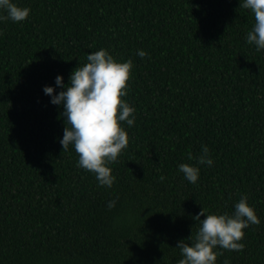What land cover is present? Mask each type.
I'll list each match as a JSON object with an SVG mask.
<instances>
[{
	"label": "trees",
	"instance_id": "1",
	"mask_svg": "<svg viewBox=\"0 0 264 264\" xmlns=\"http://www.w3.org/2000/svg\"><path fill=\"white\" fill-rule=\"evenodd\" d=\"M15 2L30 13L0 22V264H176L192 217L231 214L241 195L260 222L216 264H264V50L245 41L251 12L239 0ZM101 47L132 62L121 99L135 119L110 188L62 149V108L42 91ZM203 146L213 164L189 183L177 165Z\"/></svg>",
	"mask_w": 264,
	"mask_h": 264
},
{
	"label": "clouds",
	"instance_id": "2",
	"mask_svg": "<svg viewBox=\"0 0 264 264\" xmlns=\"http://www.w3.org/2000/svg\"><path fill=\"white\" fill-rule=\"evenodd\" d=\"M239 7L250 11L254 21L246 32L245 41L254 45L256 51L264 50V0H239ZM29 13V7L19 5L15 0H0V22H22ZM136 55L143 58L147 53L137 49ZM85 59V63L69 74L67 84L63 83L61 75L55 76L54 85L59 91L54 92V87L49 85L43 86L42 91L50 97L51 104L62 108L60 115L64 118V126L58 141L62 149L66 151L71 146L78 156L77 167L94 173L98 185L110 188L115 176L111 174L109 164L127 146L124 124L131 127L135 119L134 107L121 99L127 92L132 62L130 59L116 60L103 47L86 53ZM212 164L208 148L203 146L195 163L182 162L177 168L184 179L195 183L199 177L198 165ZM114 204V200H109L107 207ZM202 215L203 219L200 218ZM192 219L196 222V231L187 240H177L175 248L181 258L176 264H216L221 249L241 251L244 248L243 229L260 222L253 207L247 203L246 195H241L233 204L231 214H205L201 208ZM223 264H229V260L226 258Z\"/></svg>",
	"mask_w": 264,
	"mask_h": 264
}]
</instances>
